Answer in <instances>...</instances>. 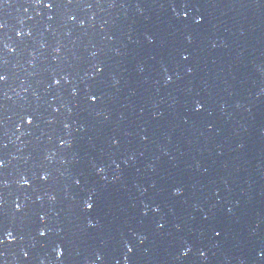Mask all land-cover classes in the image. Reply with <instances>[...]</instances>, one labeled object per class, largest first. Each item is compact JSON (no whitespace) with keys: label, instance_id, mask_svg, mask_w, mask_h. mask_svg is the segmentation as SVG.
<instances>
[{"label":"water","instance_id":"1","mask_svg":"<svg viewBox=\"0 0 264 264\" xmlns=\"http://www.w3.org/2000/svg\"><path fill=\"white\" fill-rule=\"evenodd\" d=\"M63 2L0 5V262L264 264V0Z\"/></svg>","mask_w":264,"mask_h":264},{"label":"snow or ice","instance_id":"2","mask_svg":"<svg viewBox=\"0 0 264 264\" xmlns=\"http://www.w3.org/2000/svg\"><path fill=\"white\" fill-rule=\"evenodd\" d=\"M3 2H4V0H0V5H2ZM37 3H39L40 6H43V7L48 8V9H54V8L57 7V0H37ZM72 4H73V0H64V2H63L64 7H70V6H72ZM183 7L185 9H187L189 7L188 0H184ZM49 18L51 19V17H49ZM181 18L184 21H188L191 18L192 20L195 21L196 25H200L201 23H203V18L202 17H198V18L197 17H190V14L187 11L183 14V16ZM75 20H76V17L75 16H71V21L75 22ZM3 27H4V25L0 24V28H3ZM17 35H23V33L20 32V33H17ZM12 51L15 52V49H13ZM182 59L187 61L189 59V56L185 55V54H182ZM103 72H104L103 66L99 65V64L96 65L95 69H94L93 79H95L98 76H101L103 74ZM7 80H8L7 74L5 72H3V71H0V85L6 84ZM168 80H169V82H171V78L170 77H168ZM53 83L56 86H59L61 81L59 79H54ZM72 95H74V96L78 95V91L76 89H73L72 90ZM86 99H87L89 104H97V103L102 101L103 97L98 92H91L90 91L88 93ZM200 110H202V106L198 104L196 106V111H200ZM57 111H58V109H57ZM22 121H23L24 124H27L28 126H31L34 123V118L31 115H25V116L22 117ZM63 146L64 145L61 144V147H63ZM5 147H6V145H5ZM4 167H5L4 161H3L2 158H0V169H3ZM103 171H104V169L101 168L100 169V173L102 174ZM40 179L43 182H47L48 179H49V176L47 174H42L40 176ZM23 182H24V184L28 185V187L31 186L27 179H25ZM75 184H76L77 187H79L81 185V181L79 179H77L75 181ZM2 186L3 187H7V185H2ZM181 194L182 193H181L180 189H175L174 190V195L179 196ZM84 203L87 205L89 210H93L95 208V206H96V204H95V194H92L89 199L84 201ZM15 206H16L17 210H20L23 207V205L19 201L16 202ZM0 207H3V204H0ZM155 211H159V209L157 208V209H155ZM145 215H147V213H145ZM43 219L44 218L41 217V220H43ZM90 227H92V226H90ZM158 227L162 229V228H164V224H158ZM39 235L41 237H44L46 235V233L44 231H40ZM215 235L217 237H219L220 235H222V233L220 231H216ZM3 243H9V244L15 243V236H14L13 232H11V231L5 232L4 230H0V244H3ZM126 250H127V252L129 254L134 252V248L130 244L126 245ZM188 251H190V249ZM188 251H185L184 255H187ZM55 253H56L57 260H62L63 259V256H64L63 248H60L59 251H57L55 249ZM24 255H25V258H27L28 253L25 252ZM201 255L203 256L204 253H201ZM101 259H102L101 256H97V260H101ZM0 264H2V262H0ZM126 264H127V261H126Z\"/></svg>","mask_w":264,"mask_h":264}]
</instances>
